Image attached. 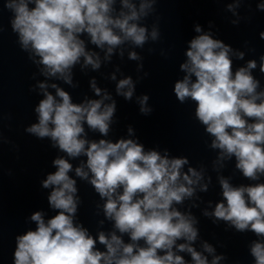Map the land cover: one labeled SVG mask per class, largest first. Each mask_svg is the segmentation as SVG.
<instances>
[{
    "label": "clouds",
    "instance_id": "9594fccd",
    "mask_svg": "<svg viewBox=\"0 0 264 264\" xmlns=\"http://www.w3.org/2000/svg\"><path fill=\"white\" fill-rule=\"evenodd\" d=\"M115 2L6 0L4 6L13 14L10 24L19 36L22 49L39 57L34 62L43 65L42 74L59 76L71 84V70L81 57L82 67L91 65L96 70L101 66L98 54L86 50L81 34L87 33L90 42L101 49L107 46L106 60L125 42L143 47L147 41V29L136 21L147 15L146 10L155 0H141L138 10L131 0H120L122 10L113 16ZM238 6V3L229 4L228 9ZM256 8L264 11V2ZM195 31L201 32L199 25ZM158 35L153 28L152 40H157ZM260 37L264 39V32ZM231 51L229 45L213 39L211 33L193 38L186 52L187 62L180 66L187 75L175 83L174 94L181 103L187 98L195 102L196 118L214 137L211 148L220 150L214 166L222 167V161L234 156L236 168L245 178L255 181L264 176V91L257 92L259 81L252 75L256 61L250 60L246 67L233 72ZM243 55L237 53L240 59ZM129 58L140 59L136 52H131ZM260 71L264 73V56ZM112 79L115 80L114 75ZM38 87L44 94L35 108L38 123L26 131L40 140L50 138L52 147L68 157L86 156V164L76 167L75 174L88 181L105 200L104 215L114 221V228L121 235L116 231L105 235L101 231L94 238L86 228L74 223L79 198L76 180L69 176L73 165L57 157L53 160L56 171L42 181L43 188H52L48 202L57 212L47 222L41 211L31 215L36 229L16 237L14 264H187L176 252L190 254L193 264H209L207 257L192 246L198 237L196 218L173 207L194 195L193 186L203 179L202 170L189 167L187 172H182L189 163L187 158L170 159L167 151L164 155L157 150L146 152L134 139L112 142L84 138L85 124L103 136L109 133L116 103H104L111 99L106 92L101 99L77 104L55 83L51 85L55 96L47 91L46 83H39ZM91 87L97 96L101 95L94 79ZM125 88L128 90L123 91ZM116 91L131 100L134 92L131 77L121 79ZM148 99L147 95L139 98L140 112L144 115L152 111L145 107ZM128 133H133L131 126ZM219 183L223 202L204 215L214 217V223L227 222L237 232L251 231L257 237H264V183L234 187L223 176L219 177ZM200 187L207 191V184ZM123 234H128L130 243L124 242ZM178 240L186 242L177 244ZM97 241L106 251L96 248ZM140 241L144 242L143 246ZM203 250L215 252L207 242L203 243ZM250 254L255 264H264V242L253 241ZM222 259H225L223 255H214L211 264Z\"/></svg>",
    "mask_w": 264,
    "mask_h": 264
}]
</instances>
